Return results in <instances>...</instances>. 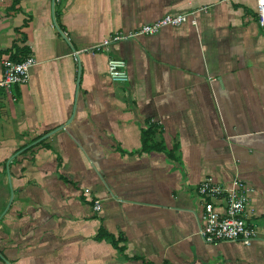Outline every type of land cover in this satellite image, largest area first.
Listing matches in <instances>:
<instances>
[{"label":"crops","instance_id":"crops-1","mask_svg":"<svg viewBox=\"0 0 264 264\" xmlns=\"http://www.w3.org/2000/svg\"><path fill=\"white\" fill-rule=\"evenodd\" d=\"M256 3L0 0V53L36 59L26 83L0 88V264H264ZM189 11L196 23L74 57ZM110 55L125 59L127 81L108 75ZM207 176L252 186L250 244L200 236Z\"/></svg>","mask_w":264,"mask_h":264},{"label":"built area","instance_id":"built-area-1","mask_svg":"<svg viewBox=\"0 0 264 264\" xmlns=\"http://www.w3.org/2000/svg\"><path fill=\"white\" fill-rule=\"evenodd\" d=\"M256 14L258 23L264 28V0H257ZM196 23L194 11L176 14H165L151 22L143 23L138 28L123 31L116 30L83 49L74 50L77 59L81 51H109L112 42L130 38L138 34H153L166 25H178L187 20ZM2 74L0 88L7 90L12 85L26 83L29 79L30 67L36 63L33 55H26L20 60H13L0 53ZM107 72L115 81H127L128 72L124 58L110 55L107 58ZM15 99V96L13 97ZM252 186L241 178H235L230 183H220L212 177L201 179L197 185V193L202 198L203 209L199 234L206 242L220 240H238L250 244L257 235V229L248 221L247 211L250 207ZM222 203V211L216 203ZM93 208L100 209L99 199H95Z\"/></svg>","mask_w":264,"mask_h":264},{"label":"trees","instance_id":"trees-1","mask_svg":"<svg viewBox=\"0 0 264 264\" xmlns=\"http://www.w3.org/2000/svg\"><path fill=\"white\" fill-rule=\"evenodd\" d=\"M16 2H18V0H16ZM19 60V59H18Z\"/></svg>","mask_w":264,"mask_h":264}]
</instances>
